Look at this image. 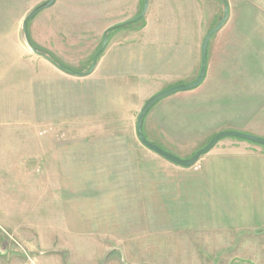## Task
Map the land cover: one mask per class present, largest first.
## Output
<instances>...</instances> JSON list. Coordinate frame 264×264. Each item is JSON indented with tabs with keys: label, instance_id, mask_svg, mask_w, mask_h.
Instances as JSON below:
<instances>
[{
	"label": "rangeland",
	"instance_id": "1",
	"mask_svg": "<svg viewBox=\"0 0 264 264\" xmlns=\"http://www.w3.org/2000/svg\"><path fill=\"white\" fill-rule=\"evenodd\" d=\"M21 2L0 0V264H264V215L245 213L244 199L204 175L215 156L178 167L137 136L145 104L187 84L176 77L179 53L191 47L198 78L202 45L224 17L223 2L153 0L157 43L133 45L139 39L132 32L146 29V17L113 31L84 78L33 53ZM227 2L222 41L257 53L249 64L259 79L230 87L233 97H169L150 111L146 138L183 160L207 145L224 114L264 108V0ZM143 7L144 0H68L60 16L79 28L60 39L44 36L54 15L47 10L28 31L35 46L88 73L105 32ZM183 31L189 36L176 38Z\"/></svg>",
	"mask_w": 264,
	"mask_h": 264
},
{
	"label": "crops",
	"instance_id": "2",
	"mask_svg": "<svg viewBox=\"0 0 264 264\" xmlns=\"http://www.w3.org/2000/svg\"><path fill=\"white\" fill-rule=\"evenodd\" d=\"M67 1L56 0L51 8L44 10H50L49 13L54 14L52 15V19L49 20V24H44L43 26L44 36L51 35L60 39L62 36L67 35L69 30L76 27L79 28V26H73V24L69 27V24H66V21L60 16ZM23 2L24 4L21 2V5L23 4L22 14H30L38 7L35 3L36 0H23ZM156 8L155 2L150 0L145 16L146 29L137 33L132 32L133 38L139 39L137 42H133V45L135 44L134 47L145 49L149 44L153 45L152 41L157 43V39L159 37L161 38L160 35L155 34L157 24L153 20L156 16L155 13H157ZM111 23L113 24V21ZM111 23L106 25L109 26ZM218 35H220V38L217 39L214 46H211L213 43L212 39L209 43L207 74L202 85L196 90L178 93L171 97H181L183 99L195 97L201 99L202 102H206L205 100L210 95H213V93L219 95L222 93L221 95L224 98L227 96L233 97L235 91L230 87L238 84L241 80L257 81L259 79L258 71L255 70L253 72L250 70L251 65L249 64L251 57L257 53L254 51L255 53L251 54V48L248 47L245 49L229 39L222 41L225 35H227V32H224V30H221ZM188 36L189 32L183 31L180 36L177 34L176 38L183 39ZM148 39L152 41L146 42ZM46 44L44 41L42 45ZM132 50H135V48H132ZM131 52V55L134 56V51ZM179 56L182 64L180 68L183 69L176 77L177 82L187 84L195 82L197 60L195 48L191 47L190 50H183V52L179 53ZM49 63L52 64L51 62ZM244 64L248 68L245 72L239 70V67H243ZM255 93L257 94L258 91ZM221 118V122L215 124L214 129L207 138V142L216 134L227 131H236L264 138V108L257 109L256 106L255 109L246 112L236 109L224 114ZM210 153L215 157L206 160L208 163L206 167L209 166L210 168H204L202 171L204 175L215 177L220 185H222L220 187L230 192L236 199H240L241 201L244 199L247 205L245 213L249 215H264V147L234 138H227L219 142Z\"/></svg>",
	"mask_w": 264,
	"mask_h": 264
},
{
	"label": "water",
	"instance_id": "3",
	"mask_svg": "<svg viewBox=\"0 0 264 264\" xmlns=\"http://www.w3.org/2000/svg\"><path fill=\"white\" fill-rule=\"evenodd\" d=\"M221 1L225 5V14H224L223 19L220 21V23L214 29H212L204 39V42L202 45L201 68H200L198 78L195 80V82H193L191 84L172 86L170 88H167V89L161 91L157 95H155L153 98H151L145 104V106L141 110V112L138 116V119H137V136H138L140 142L143 144V146H145L148 150L152 151L153 153L159 155L163 159L167 160L168 162H170V163H172L178 167H182V168H191V167L195 166L198 163V161L200 160V158L207 155L209 152H211L216 147V145L219 142H221L222 140L227 139V138H234V139L246 141V142L253 143V144L260 145V146L264 147V138H261V137L255 136V135H251V134L240 133V132H236V131H227V132H221V133L216 134L207 143V145L204 148L197 151L191 159L183 160V159L175 156L174 154L166 151L162 147H159L158 145L150 142L144 134L145 119H146L147 115L150 113V111L157 104H159L161 101L165 100L166 98H169V97L176 95L178 93L190 92V91L196 90L204 82L206 74H207L208 49H209L210 40L212 39V37L216 33L221 31V29L225 26V24L229 18L228 2H227V0H221ZM55 2H56V0H49L46 4L36 8L34 11H32L26 17V19L23 22V32H24L25 39H26L28 46L31 48V50L33 51L34 54H36L37 56L42 57L46 60H48V59L42 53L38 52L36 47L33 45L31 38H30V35H29L28 26H29V23L33 19H35L42 11L51 8L55 4ZM149 2H150V0H144L143 10L138 17H136L135 19H133L129 22H126V23L117 25L115 27L109 28L105 32L103 45H102L101 49L97 52V54L94 56L92 68L88 73H82L79 71H72V70L67 69V67L64 65H55V66L58 67L61 71L65 72L69 75L75 76V77L84 78V77H88V76L92 75L94 70L96 69L100 55L104 52V50L107 47L108 35H109L110 31H112L115 28H121L123 26H127L130 23H136V22L140 21L141 19H143L146 16V13L148 11Z\"/></svg>",
	"mask_w": 264,
	"mask_h": 264
},
{
	"label": "trees",
	"instance_id": "4",
	"mask_svg": "<svg viewBox=\"0 0 264 264\" xmlns=\"http://www.w3.org/2000/svg\"><path fill=\"white\" fill-rule=\"evenodd\" d=\"M132 23H130L129 25H131ZM128 26V25H127ZM127 26H123V27H121V28H115V29H113L112 31H110V33L111 32H113V31H119V30H123V29H125V27H127ZM34 45V44H33ZM35 46V45H34ZM36 47V49H37V51L38 52H40V53H42L53 65H63V64H61L60 62H59V60L52 54V53H50L49 51H47V50H44V49H41V48H39V47H37V46H35ZM65 66V65H64ZM67 67V66H66ZM67 69H69V70H72V69H70L69 67H67ZM72 71H74V70H72ZM212 139V138H211ZM210 139V140H211ZM209 140V141H210Z\"/></svg>",
	"mask_w": 264,
	"mask_h": 264
}]
</instances>
